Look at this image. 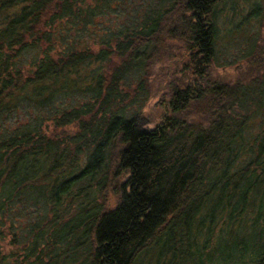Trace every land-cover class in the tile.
Here are the masks:
<instances>
[{"label":"trees","instance_id":"1","mask_svg":"<svg viewBox=\"0 0 264 264\" xmlns=\"http://www.w3.org/2000/svg\"><path fill=\"white\" fill-rule=\"evenodd\" d=\"M229 1L0 0V112L36 114L0 132V264H264V64L216 73Z\"/></svg>","mask_w":264,"mask_h":264},{"label":"rangeland","instance_id":"2","mask_svg":"<svg viewBox=\"0 0 264 264\" xmlns=\"http://www.w3.org/2000/svg\"><path fill=\"white\" fill-rule=\"evenodd\" d=\"M150 1L154 0H142V9ZM256 2L262 3V0H230L223 5V8H220L219 28L215 43V68L219 76V73H224L229 80H235L239 71L246 67L249 59H252L251 52L255 50L256 56L252 61L255 65L264 64V18L261 20L250 14ZM174 43H176L174 46L178 48L177 50L182 49L184 45L178 39H174ZM33 115H36L35 111L29 104H12L10 108L0 112V132L13 131L33 119ZM259 128L257 118L256 121L250 123L245 136L253 135ZM38 209V206H32V208H23L19 212L18 208H15L16 230H22L23 227L29 225L32 218L37 217L40 210ZM25 233L28 234V230ZM5 240L9 242L10 238L5 237ZM219 246L227 249L230 242L226 243L225 240H221ZM15 249L17 250V247Z\"/></svg>","mask_w":264,"mask_h":264}]
</instances>
